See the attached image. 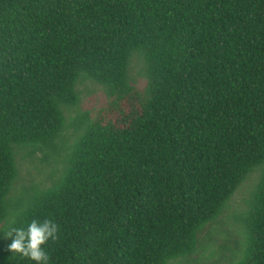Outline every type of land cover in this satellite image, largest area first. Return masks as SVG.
<instances>
[{"label": "trees", "instance_id": "1", "mask_svg": "<svg viewBox=\"0 0 264 264\" xmlns=\"http://www.w3.org/2000/svg\"><path fill=\"white\" fill-rule=\"evenodd\" d=\"M83 79L104 105L77 117L58 179L11 202ZM255 172L233 264H264V0H0V225L53 220L49 264L187 261ZM8 240L0 264H34Z\"/></svg>", "mask_w": 264, "mask_h": 264}, {"label": "rangeland", "instance_id": "2", "mask_svg": "<svg viewBox=\"0 0 264 264\" xmlns=\"http://www.w3.org/2000/svg\"><path fill=\"white\" fill-rule=\"evenodd\" d=\"M132 76L137 80L139 88L144 87L145 81L139 62L134 63ZM78 90L79 103L67 113L65 129L61 138L57 140L58 148L52 157L44 162L43 154L36 152L32 160L17 159L18 179L10 192L11 202L15 203L23 195L28 196L49 187L58 179L64 168L63 158L80 132L76 131L77 117L88 112L94 114L104 105L106 98L102 86L83 79ZM258 175L259 172L251 174L227 203L217 220L205 227L192 257L187 261L175 260L170 264H233L242 256L247 235L244 216ZM12 221L13 217H10L7 222L0 225V254L9 241L4 233H7Z\"/></svg>", "mask_w": 264, "mask_h": 264}, {"label": "clouds", "instance_id": "3", "mask_svg": "<svg viewBox=\"0 0 264 264\" xmlns=\"http://www.w3.org/2000/svg\"><path fill=\"white\" fill-rule=\"evenodd\" d=\"M58 234V225L51 219H33L26 226H13L6 238H11L9 250L20 254L24 258L33 261L34 264H49L50 257L44 246L55 240Z\"/></svg>", "mask_w": 264, "mask_h": 264}]
</instances>
